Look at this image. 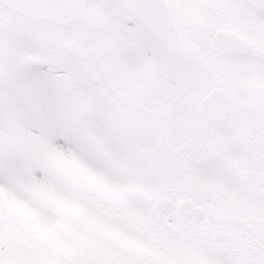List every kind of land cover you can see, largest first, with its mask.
I'll use <instances>...</instances> for the list:
<instances>
[{
	"label": "snow or ice",
	"instance_id": "obj_1",
	"mask_svg": "<svg viewBox=\"0 0 264 264\" xmlns=\"http://www.w3.org/2000/svg\"><path fill=\"white\" fill-rule=\"evenodd\" d=\"M0 264H264V0H0Z\"/></svg>",
	"mask_w": 264,
	"mask_h": 264
}]
</instances>
